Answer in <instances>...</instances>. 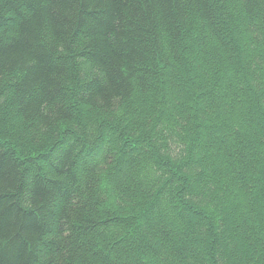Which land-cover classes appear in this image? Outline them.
<instances>
[{
    "label": "trees",
    "instance_id": "obj_1",
    "mask_svg": "<svg viewBox=\"0 0 264 264\" xmlns=\"http://www.w3.org/2000/svg\"><path fill=\"white\" fill-rule=\"evenodd\" d=\"M241 38L257 65L242 61ZM262 66L264 0H0V264H264V91L251 85L264 87ZM236 68L251 80L230 77ZM221 83L229 106L214 94ZM243 116L255 125L244 135L229 123ZM150 138L153 155L129 156L125 180L115 160L130 150L119 146ZM214 151L225 161L210 163ZM53 153L43 173L38 160ZM196 167L207 192L185 176ZM110 181L113 204L101 190ZM163 195L184 212L185 196L196 200L209 233L174 231L162 212L135 229Z\"/></svg>",
    "mask_w": 264,
    "mask_h": 264
},
{
    "label": "rangeland",
    "instance_id": "obj_2",
    "mask_svg": "<svg viewBox=\"0 0 264 264\" xmlns=\"http://www.w3.org/2000/svg\"><path fill=\"white\" fill-rule=\"evenodd\" d=\"M226 6H227L228 10L232 12V10H233L232 9L233 8L232 4L230 2H227ZM240 41L242 42L240 45H242V47H244V54H243L244 56H243L242 61L245 64H247L248 62H251V64L257 65V61H255L254 59L252 60L250 58L251 53H253V51H254L253 48H252L253 47L252 44L251 43L249 44V42L246 39H243L242 40V38H241ZM262 67H264V66H262ZM237 75L238 76L239 75H242V78H244V79H245L246 76L248 78L250 77V80L252 78L250 75H248V73H247V71H245V69L244 70H238V68H236V69L231 70L229 72V76L230 77H237ZM213 82L214 81H212V83ZM237 82H238V80H237ZM221 85L220 84L218 85V87L215 89V93L214 94H215V96L217 98H220L222 94H225L226 95V106H229L230 103L234 102L233 96L230 95L229 92L224 88L223 83H221ZM251 85H252L254 91H256V92H258L257 91V88L260 89L261 91H264V87L259 88L258 85H255L254 82H252ZM236 89L238 91H240L242 94H247L246 87L243 84H239ZM170 95H171V97H173L172 93H170ZM198 100H197L196 103H198ZM262 101H260V103H262ZM224 104H225V102H224ZM203 107L205 108L207 106L204 105ZM262 109L264 110V105H262ZM136 110L138 111V108H136ZM226 110H228V109H226ZM259 115L261 116L262 114H259ZM242 119L243 120L239 121V120H237V118H234L233 117V118H231L229 120V123H230L232 129L235 132H240L242 135L248 134L249 133L248 132V129L250 128V126L253 127L255 125L254 124H250V126H249V124H248V122H247V120H246V118L244 116H243ZM167 120L170 121V119H167ZM116 135L117 134H109V140L105 143L107 152H109L108 148L111 146V140L110 139H115ZM151 139L152 138H150L149 141L147 139L146 142H145V144H143V145H138L137 144L135 147H133L132 144H130V145L129 144L128 145L121 144V146H119V148L125 149L127 151L130 150L128 154L126 152V153H123L122 155H120V154L117 155L116 156V160H115V162L117 164L115 166L119 170H121L123 172V177H124L125 180H128L131 175H134L133 172H132V170L129 168V166L127 164L129 162V156L136 155L139 152H143L144 155H147V156L153 155V154H151L153 152L151 150H150L151 152L149 151L150 145L153 142ZM208 139H209L208 136L205 133H203L199 137L198 140H199L200 143L205 144V143H209V140ZM228 147L229 148H232V142H230V145ZM39 153L40 154H43L44 156H46V154L44 152H39ZM212 153H213L212 156H210V157L208 156L210 158V160H211L210 163L215 164V165H218L222 161H225V159L223 158V156H220L221 154H219V151L218 152L217 151H214ZM54 154L55 153L50 154V156L49 157L48 156L45 157V159L38 160L39 168L41 169V171H43V173H47V169H48V166L50 164L56 163L55 160H54V156H53ZM204 154H205V152L202 151V150H199V151L195 150V154H194L195 157L194 158L196 160H199L201 158V156H203ZM121 158H122V160H120ZM24 159H25V157H24ZM144 159L145 158H143V159H141L139 161V165L137 167V177H136V181L138 183L141 182L142 181V177L145 176V160L146 159L145 160ZM82 160H84L83 157L82 158H79L78 161H77V165H76L77 171H80V164L82 163ZM100 166L102 167L101 163H100ZM35 169L36 168L31 167L29 174L33 173L35 171ZM189 171H190V173L185 174V176H188L189 177V180H190V183H191V187H194V188H191V189L194 190L196 187H198V191H200V192L201 191L202 192H207V190L210 189V188H204V186L202 184H199V182H197L198 181V175H199L198 173H201L202 172V169L200 167H198V168L196 167V169L195 168H193V169L191 168ZM208 171H212L211 170V167H210V169L208 168ZM230 172L231 171H226V173H225V178L226 179H225V182L224 183H226V182L229 183L232 179H234L233 175L230 174ZM77 173H79V172H77ZM109 184L106 183V182H103V184L101 186L102 193L105 195V198L108 199L110 203H112V204L113 203H117L118 202V195H119V193H118L116 187L114 185H112V182L111 181H110ZM234 186H235V188L231 189V191L233 193H239V195H242L243 190L241 188V185L236 182L234 184ZM189 199L190 198L188 196H185V201H186V205H187L188 212L187 211L186 212L181 211V209L179 208V204H177L174 201L171 202V203H169V201H167V196H165V195L162 196V198L160 200V203L153 210H150V203L149 204L147 203V205H142L141 210L137 213V220H136V223H135V226H136L135 229H137V227H139V226H141V228H143V229L145 228V226H143V220H142L143 217H149V218H151L150 220H153L154 222H157V221L160 222L164 218V221H166V220L169 221V223H170V225L172 227L171 229H173L174 231H177L179 233H181V232L182 233H185L189 237H192V239L193 238L202 237V234H200V233H201V231L203 229H204V231H206L207 233H209V227H207L208 226L207 225V222L209 220L207 214H209V212H206L204 214H199L197 212H194L195 210H194V205L193 204L196 203V200H193V199L189 200ZM221 202H223L221 204L226 203V201H221ZM200 206L203 207L205 210H208V211L211 210V209H208L206 207V204H202ZM252 206L253 205L250 203L249 207H252ZM260 206H262V207H260L261 211L258 212V213H261V214H258L257 216H259V218H261L260 221H262V219H264V204H262V202H261V205ZM243 208H244L243 209V212L242 213H239V214L236 213L235 211H233L234 215H237V217H235L232 213H230V214L233 215L234 218L238 219L241 216H243L244 213L246 214L247 208L246 207H243ZM125 212H126L125 215H121L122 216V217H120L121 219H127L129 217V216H127L128 215V212L126 210H125ZM158 212H160V213L162 212L163 213V215L161 214L162 215V219L160 217H157L156 216V214ZM220 217H223V214L220 215ZM236 221L234 222V219H233V222L232 223H234V225H235V223L237 225H239L240 222H238V221L236 222ZM197 227H198V229H197ZM220 227H221V231H223L224 230V226L221 224ZM220 227H218V225H217V228H220ZM239 227H240V225H239ZM119 231L116 230V229L109 228L108 232L106 231V233L105 232H103V233L104 234H112L113 235L114 232L115 233L117 232L118 234H116V235L119 236L120 235L119 234L120 233ZM218 231L219 230L216 229V234H218ZM241 232H242V230H241ZM230 234L231 233H226V238H228V237L231 238V235ZM242 237H243L242 234H240L239 235V238L241 239ZM219 243H220V240H219ZM198 245L199 244L197 242L191 240V244H189V246H187V248H190V250H195V249H197ZM223 247H224V245L222 246V249L219 250V252L222 251V250H224ZM226 247H227V245H226ZM230 247L231 248L233 247V249H235L238 246H237L236 242L234 244V241L232 242V240H231ZM235 258L236 257H234V256L233 257L230 256L229 261L234 264V263H236V262H234L236 260Z\"/></svg>",
    "mask_w": 264,
    "mask_h": 264
}]
</instances>
